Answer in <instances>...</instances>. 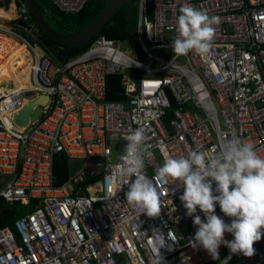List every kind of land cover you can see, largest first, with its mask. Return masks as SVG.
I'll list each match as a JSON object with an SVG mask.
<instances>
[{
    "label": "built area",
    "instance_id": "2783aa9c",
    "mask_svg": "<svg viewBox=\"0 0 264 264\" xmlns=\"http://www.w3.org/2000/svg\"><path fill=\"white\" fill-rule=\"evenodd\" d=\"M50 1L78 15L90 0ZM139 6L138 49L100 36L54 76L52 57L32 42L28 6L13 4L15 16L0 17V36L25 46L32 58L31 91H0V199L32 208L0 228V264H157L160 255L163 264H234L243 255L223 258L228 248L221 245L214 260L189 244L198 226L186 215L179 183L160 182L159 216L139 214L125 195L135 177L121 176L117 165L126 137L138 128L150 153L139 174L154 180L165 155H215L233 136L264 157V0H141ZM185 6L219 18L205 54L173 55ZM112 76L121 77L126 101L107 99ZM43 95L50 100L39 120L16 127L13 116ZM63 155L70 177L57 186ZM74 162L81 167L72 174ZM95 184L100 190L88 195ZM216 214L231 223L219 205ZM240 264H264V253Z\"/></svg>",
    "mask_w": 264,
    "mask_h": 264
},
{
    "label": "clouds",
    "instance_id": "9594fccd",
    "mask_svg": "<svg viewBox=\"0 0 264 264\" xmlns=\"http://www.w3.org/2000/svg\"><path fill=\"white\" fill-rule=\"evenodd\" d=\"M218 22L219 18H210L194 7H182L177 18L178 37L172 41L173 52L177 56L187 55L192 50L207 53L214 35L213 25ZM126 140L128 144L121 155L123 163L117 165V169L121 176L135 177L125 195L127 203L139 214L159 216L164 206L160 182L179 183L183 187L179 198L186 215L198 226L189 240L193 248L202 246L214 260L220 259L221 245L231 254L255 255L254 244L264 237V157L253 144L233 136L215 155L200 150H191L178 159L165 155L157 172L158 179L154 180L139 174L145 158L150 155L144 144V130L136 129ZM217 205L226 217L232 218L231 223L216 214ZM225 233L234 238L225 239ZM157 264H163L161 255Z\"/></svg>",
    "mask_w": 264,
    "mask_h": 264
},
{
    "label": "trees",
    "instance_id": "16d2710c",
    "mask_svg": "<svg viewBox=\"0 0 264 264\" xmlns=\"http://www.w3.org/2000/svg\"><path fill=\"white\" fill-rule=\"evenodd\" d=\"M43 15L45 16L47 22L56 30L64 32V34H73L83 28L86 24L93 19V17L105 6L109 0H90L86 5L85 9L78 15H67L60 12L56 7H54L50 0H37ZM140 0H133L134 4V17L132 21V26L136 28L138 26V15H139V4ZM16 4L18 6L26 5L24 0H0V16L6 15L15 16V12L12 11L11 5ZM31 13V12H30ZM32 22L36 25V20L31 13ZM128 4H126L117 14L113 17L112 21L104 26L99 35H96L89 43L84 46L78 48H64L61 52L65 55L66 61L69 62L73 58H76L84 51H86L91 43L98 37L102 36L110 40H116L124 44H128L134 49L139 48V39L138 36L130 34L128 28ZM19 23V21H18ZM47 48H60L61 46L57 44L53 39L48 36L42 35L41 37ZM33 43H37L36 40L32 41ZM38 44V43H37ZM25 46H21L19 44L16 46V50H20ZM25 68V66H24ZM107 99L111 102H124L126 101V97L124 94V88L122 85L120 76H112L107 81ZM26 88H31V83L26 86ZM170 116V115H169ZM56 185L63 186L69 181L70 177V162L66 156H60L57 159L56 164ZM94 181H86L85 185L91 184ZM19 206V209L18 207ZM31 207L21 206V205H10L0 199V228L7 225L10 221H13L14 216H20L29 212ZM234 238V237H233ZM232 238V239H233ZM257 246H261L264 248V242L255 243L254 248ZM229 249L222 255V257H226L229 254Z\"/></svg>",
    "mask_w": 264,
    "mask_h": 264
},
{
    "label": "water",
    "instance_id": "95a60500",
    "mask_svg": "<svg viewBox=\"0 0 264 264\" xmlns=\"http://www.w3.org/2000/svg\"><path fill=\"white\" fill-rule=\"evenodd\" d=\"M30 12L36 20V30L33 31V36L37 42L43 47L46 45L45 41L41 38L42 35L48 36L53 39L57 44L63 48H78L86 45L96 35H99L101 29L109 24L113 17L119 12L126 4H128V28L130 34L138 35L139 29L132 26L134 17V4L133 0H109L105 6L93 17L88 24L80 30L73 32V34H64L53 28L43 15L40 5L37 0H24ZM204 1V0H201ZM49 53L60 64H65L66 57L60 51L51 48ZM50 100L49 96H38L35 100L27 101L24 108L13 116V122L16 127L25 128L29 123H34L41 117L44 108ZM128 142L124 143L123 151L125 150ZM81 167L80 163H72V174H74ZM4 180V179H3ZM255 255L264 253V248L255 249ZM247 258L241 255L234 264H240L241 260Z\"/></svg>",
    "mask_w": 264,
    "mask_h": 264
},
{
    "label": "rangeland",
    "instance_id": "374dc122",
    "mask_svg": "<svg viewBox=\"0 0 264 264\" xmlns=\"http://www.w3.org/2000/svg\"><path fill=\"white\" fill-rule=\"evenodd\" d=\"M139 4H141V0ZM9 44H10V40H6L3 37H0V68L5 66L4 70L2 71L0 75L1 82L8 83L7 80H9L10 83L16 84V86H18V89L24 88L31 83L30 77H31L32 69H25L23 67V64H21L22 60H19V55H21L20 50H14V47L12 48L11 51L9 47L8 48L4 47V49L2 48L3 45L8 46ZM123 49L128 50V46L123 44ZM155 53L156 55H159L165 58L169 56V53L165 51H156ZM12 54L14 57H11ZM173 55H175V53ZM30 59L32 58L30 57ZM51 59L53 60V63H54V66L51 70V75L54 76L55 68L56 67L61 68L63 65L61 66V64L58 63V61H56L53 57ZM16 68H18V70H16ZM26 92H29V91H26ZM32 98L33 97H29L27 99L31 100ZM115 157H119V156L116 154ZM82 189L85 190L84 185L82 186ZM16 207H18L19 209V206H16Z\"/></svg>",
    "mask_w": 264,
    "mask_h": 264
},
{
    "label": "bare ground",
    "instance_id": "6f19581e",
    "mask_svg": "<svg viewBox=\"0 0 264 264\" xmlns=\"http://www.w3.org/2000/svg\"><path fill=\"white\" fill-rule=\"evenodd\" d=\"M12 11H14V9L11 7ZM0 17L2 18H11L13 17V15H1ZM11 42L13 43V46H14V49H16V46L19 45V43H16L14 41L11 40ZM19 50V49H18ZM21 51V55H19V60H22L21 64H23V67L25 66V69H32V59H30L31 55L29 54L28 50L26 47H23L20 49ZM11 57H14L13 54L11 55ZM13 67V66H12ZM5 66L2 67V69L0 70V75L2 73V71L4 70ZM16 70H18V68H16ZM0 82H1V78H0ZM8 83H5V82H1L0 83V91L2 93L6 92L7 90H9L10 92L11 91H16V90H23V91H31V88H19L18 89V86H16V84H14L15 88L14 90H10L9 88H7V85L10 83L9 80H7ZM5 84L6 86L2 87V85ZM31 95V94H30ZM7 122L8 124H10V120L7 118ZM98 190H100V184H95L93 186H90L86 189V193L88 195H94Z\"/></svg>",
    "mask_w": 264,
    "mask_h": 264
},
{
    "label": "crops",
    "instance_id": "0c3cea01",
    "mask_svg": "<svg viewBox=\"0 0 264 264\" xmlns=\"http://www.w3.org/2000/svg\"><path fill=\"white\" fill-rule=\"evenodd\" d=\"M140 7V6H139ZM2 18V17H1ZM6 19H8V18H3V20L4 21H7ZM138 25H139V15H138ZM136 28H138V26L136 27ZM0 37H2V36H0ZM4 39H6V40H10V44L8 45V46H6V45H3L2 46V48L4 49V47H9L10 48V51L12 50V48L14 47L13 46V43L11 42V39H9V38H6V37H3ZM14 50H16V49H14ZM16 65V64H15ZM2 69V68H1ZM0 69V70H1ZM3 86H6L5 84H3ZM7 88H9L10 90H14V88H15V86H14V84H12V83H9L8 85H7ZM27 100H29V99H27Z\"/></svg>",
    "mask_w": 264,
    "mask_h": 264
},
{
    "label": "flooded vegetation",
    "instance_id": "af4514ba",
    "mask_svg": "<svg viewBox=\"0 0 264 264\" xmlns=\"http://www.w3.org/2000/svg\"><path fill=\"white\" fill-rule=\"evenodd\" d=\"M34 40H36V39L34 38ZM34 40H33V41H34ZM37 43H38V44H37ZM37 43H36V45H39V46H41L42 48H45V50L49 53V49H51V48H47V47H45V46L43 47L39 42H37ZM34 44H35V43H34ZM54 49H56V48H54ZM62 49H64V48H63V47H60V48H58V49H56V50H58V51L61 52ZM61 53H62V52H61ZM49 55L51 56L50 53H49ZM51 57H53V56H51Z\"/></svg>",
    "mask_w": 264,
    "mask_h": 264
}]
</instances>
